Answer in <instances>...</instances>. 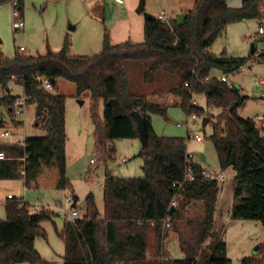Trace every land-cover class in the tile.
Returning <instances> with one entry per match:
<instances>
[{"label":"trees","instance_id":"obj_1","mask_svg":"<svg viewBox=\"0 0 264 264\" xmlns=\"http://www.w3.org/2000/svg\"><path fill=\"white\" fill-rule=\"evenodd\" d=\"M261 4L264 0H242L239 7L228 6L227 0H195L181 23L155 16L146 19L140 42L112 43L106 33L101 51L93 55H69L66 37L58 52L26 55L16 50L13 57L0 52V106L5 112H0V128L5 125V114L14 120V103L19 96L12 94L8 84L17 81L23 87L25 107L33 106V126L42 132L26 136L22 142H0V150L8 157L0 161V180L22 179L29 189L71 188L66 175V96L52 92L60 78L74 84L75 96L88 93L96 162L113 158L115 140L140 139L132 111L139 112L145 125L147 139L137 155L143 160V175L118 177L107 173L102 215L93 195L85 197L82 217L63 223V264H231L224 229L215 225L218 181L205 178V170L195 162L194 180L183 181L188 135L155 133L151 115L164 116L167 105L129 92L124 70L127 60L151 61L144 75L146 81L160 70L176 73L178 82L170 94L187 115L205 114L193 103V96L200 93L207 107L221 109L210 139L220 168H230L235 174L236 202L230 217L257 220L264 229V135L254 118L237 114L248 96L215 76L233 73L252 58L264 59L255 53L239 57L210 51L228 24L261 21ZM22 6V0H17L19 12ZM43 78L52 80L51 90L42 86ZM232 102L235 106L230 110ZM195 202L200 203V214L188 213L187 206ZM4 210L0 264H51L42 259L34 241L46 237L41 222L50 220L53 212L44 207L32 209L15 196L6 198ZM165 217H169L170 229L176 234L181 257L150 261L146 255L149 230L155 235L157 250H161ZM240 264H264V243L256 256L243 257Z\"/></svg>","mask_w":264,"mask_h":264},{"label":"rangeland","instance_id":"obj_2","mask_svg":"<svg viewBox=\"0 0 264 264\" xmlns=\"http://www.w3.org/2000/svg\"><path fill=\"white\" fill-rule=\"evenodd\" d=\"M97 1L96 5H89L91 0H22V11L18 15L14 14L17 8L13 6L11 0L0 1V52L6 57H13L20 46L24 47L23 53L26 55H39L47 51L58 52L66 37L69 41V55H93L101 51L106 33L112 43L125 40L140 42L143 40L145 13L150 12L157 17V14L164 10L169 16L167 21L177 20L180 10L191 9L195 0H146L144 11L141 13L137 12L139 0H122V3L114 0ZM241 3V0H227L228 6L232 7H237ZM19 20L23 22V26L15 28L13 23ZM258 21V19H248L228 24L212 43L210 51L215 55L224 52L227 55L244 57L248 55L253 42L256 52L261 51V41L259 38H253ZM71 26L74 29H71ZM150 64L151 61L141 60L124 62L128 90L133 94L148 95L150 100L167 105L164 116L151 115V124L157 135L187 138L189 130L201 137V141H196L192 137L187 138L186 153L192 154L193 161L207 172L224 176L222 181H218L215 225L224 229L226 254L231 259V264H240L243 257L257 255L259 246L264 243V229L257 220L230 217L236 202L233 194L235 174L230 168L225 170L220 168L210 139L212 124L221 109L207 107L204 95L196 94L193 96L195 105L204 109L205 114L192 119L178 105L179 100L170 94V89L178 82V75L160 70L146 81L144 75ZM244 66L245 69L228 74V83L238 88L242 95L249 97L237 108V114L243 118H252L256 114L264 115V101L259 98L264 86L258 83L260 79L264 80V61L252 58ZM8 87L12 89L13 95H23V87L19 82L10 81ZM52 92L66 96V175L71 182V188L29 189L24 187L22 179L4 180L7 190L0 191V219L5 218L2 199L7 193L23 198L31 207L38 205L34 209L44 207L51 210L53 212L51 219L41 222L46 237H36L34 247L45 261L51 264H63L64 244L58 232L64 221L82 217L85 197L90 193L102 215L103 183L106 174L110 173L118 177L142 176L143 160L137 155L143 145L140 139H117V151L112 159L91 162L90 159L96 155V149L88 93L80 97L75 96L74 84L62 78L57 80L56 88ZM98 110L102 115L101 102ZM0 112H4L2 106ZM203 118H207L205 125ZM4 119L5 125L0 128V133L8 131L9 135L0 137V140L14 143L26 136L42 134L33 126L32 105H27L23 112L15 114V121L20 122L18 132L15 131L17 124H13L8 115L5 114ZM260 132L264 135V128ZM201 154L205 157L203 160L200 159ZM122 158L126 161L122 162ZM74 196H77V200L73 206ZM187 207L188 213L200 214V203H191V206ZM71 210H76L77 216L72 217ZM164 230L166 235L161 250H157L155 235L149 230V248L146 255L150 261L181 257L176 234L170 226Z\"/></svg>","mask_w":264,"mask_h":264},{"label":"built area","instance_id":"obj_3","mask_svg":"<svg viewBox=\"0 0 264 264\" xmlns=\"http://www.w3.org/2000/svg\"><path fill=\"white\" fill-rule=\"evenodd\" d=\"M117 3H122V0H114ZM12 4L14 7H16L17 5V0H11ZM14 14L18 15L19 11L18 9H15ZM259 14H260V18L262 19V23L258 26L257 28V35L259 37V40L261 41V51L256 52L255 51V55L262 57L264 59V5L261 4L259 7ZM158 19L162 20V21H167V16L164 12H162L161 14L158 15ZM13 26L15 28H20L23 26V22L21 20H19L18 22H14ZM19 51H23L24 48L22 46H20L18 48ZM217 79L221 80V81H225L227 82V75L224 74H220L218 76H216ZM42 86L47 89V90H51L52 89V85L49 79L47 78H43L41 80ZM193 103L195 104V101L193 100ZM25 108V97L19 96L15 103H14V113L18 114L24 111ZM190 117L192 119L196 118L195 114L190 115ZM261 127H264V122H262L260 124ZM2 135L6 136L8 135V132L5 131L2 133ZM188 137H192L194 138L196 141H201V137L199 135L193 134L188 130ZM8 157L5 155V153L0 150V161L1 160H6ZM96 157L92 158L90 161L91 162H95ZM124 161V159L122 160ZM194 161H193V155L192 154H187V158H186V163H185V167H184V178L183 181H193L194 180V174L192 171V165H193ZM203 176L207 179H212V180H217V181H221L224 179V176L222 174H214V173H210L207 171L202 172ZM8 197H11L10 195ZM172 206H175V202L172 204ZM38 205H33L32 208H37ZM70 215L72 217L77 216V211L76 210H71L70 211ZM162 225L164 228H167L170 226V221H169V217H165L163 219Z\"/></svg>","mask_w":264,"mask_h":264},{"label":"crops","instance_id":"obj_4","mask_svg":"<svg viewBox=\"0 0 264 264\" xmlns=\"http://www.w3.org/2000/svg\"><path fill=\"white\" fill-rule=\"evenodd\" d=\"M146 1V0H145ZM240 1V0H239ZM96 2H98L97 0H91V2L89 3V5H93V4H95ZM241 2H242V0H241ZM96 5V4H95ZM94 5V6H95ZM241 5V4H240ZM239 5V6H240ZM239 6H237V7H239ZM230 7H232L231 5H230ZM144 8H145V4H144ZM162 12H164L165 14H166V16H167V19L169 18V16L167 15V13H166V11H164V10H161L158 14H157V17H158V15L159 14H161ZM184 12H185V10H180V14H183L184 15ZM148 14H151L152 16H154L152 13H150V12H148ZM147 18H145V16H144V21L146 20ZM261 23H260V21H258V26L260 25ZM258 28V27H257ZM253 38H259L258 37V35H257V31L255 32V34H254V36H253ZM252 44H254V48H255V42H253ZM251 44V45H252ZM24 48V47H23ZM250 48H251V46H250ZM24 51V50H23ZM249 51H250V49H249ZM249 51H248V55H249ZM255 51H256V48H255ZM255 53V52H254ZM229 55V54H228ZM231 56H233V55H231ZM240 69H245V66L243 65ZM218 75H220L219 73H215V76H218ZM229 82V80H228V75H227V83ZM258 83L260 84V85H262V86H264V80L263 79H260L259 81H258ZM229 85H231V86H234L233 84H231V83H228ZM146 96H148V95H146ZM259 98L260 99H262L263 101H264V89H263V91L259 94ZM249 99V97L245 100V101H247ZM244 101V102H245ZM244 102L242 103V104H244ZM80 103H83L82 101H80ZM241 104V105H242ZM240 105V106H241ZM252 118H254L255 120H256V123H257V126L260 128V130L261 129H263L264 127H261L260 126V124L262 123V122H264V115H258V114H256L254 117H252ZM10 119V118H9ZM13 122V124H17V126L15 127V131H17V129H19L18 128V126H19V124H20V122H16L15 121V117H14V120L12 121ZM16 122V123H15ZM5 132V131H4ZM8 132V131H7ZM18 132V131H17ZM2 133L3 132H1L0 133V137H3L4 135H2ZM261 133V132H260ZM8 135H9V132H8ZM7 135V136H8ZM261 135H262V133H261ZM25 138V137H24ZM23 138V139H24ZM23 139H21V140H17V142H22L23 141ZM0 142H10V141H5V140H0ZM143 145V144H142ZM114 146H115V152L117 151V149H116V140L114 141ZM141 148H143V146L141 147ZM65 153H66V147H65ZM203 155V154H202ZM205 157H204V155H203V159H204ZM66 159H67V154H66ZM124 159V161H122ZM91 160V159H90ZM121 161L122 162H125L126 161V159L125 158H122L121 159ZM204 169V168H203ZM205 170V169H204ZM206 171V170H205ZM222 181V180H221ZM23 185H24V182H23ZM25 187V186H24ZM26 188V187H25ZM4 191V190H7V186H6V184H5V181L4 180H0V191ZM4 194L5 193H3V196H4ZM14 196V194H11V193H7V195H6V197H3V199H2V201H3V203H4V201L6 200V198L8 197V196ZM62 232H63V226H62V228H61V230L58 232V234L60 235V234H62ZM170 258V257H169Z\"/></svg>","mask_w":264,"mask_h":264},{"label":"water","instance_id":"obj_5","mask_svg":"<svg viewBox=\"0 0 264 264\" xmlns=\"http://www.w3.org/2000/svg\"><path fill=\"white\" fill-rule=\"evenodd\" d=\"M144 4H145V0H139L138 7H137L138 13H141L142 11H144ZM144 15H145V18H147V19L153 17L151 14H148V13H145ZM183 19H184V15L180 14L176 21L179 24L183 21ZM71 29H74V27L71 26ZM254 52H255V48H254V44H252L250 51H249V54H253ZM50 81H52V80L50 79ZM234 106H235V102H232L229 109L230 110L233 109ZM131 116L133 117V119L136 122L137 130H138L139 135H140V140L144 146V143L147 139V135H146V130H145V125H144L143 119H142L141 115L139 114V112H137V111H132ZM206 121H207V118H203V125H205ZM200 159L203 160L202 154L200 155ZM76 200H77V196H74L72 205L75 204Z\"/></svg>","mask_w":264,"mask_h":264}]
</instances>
